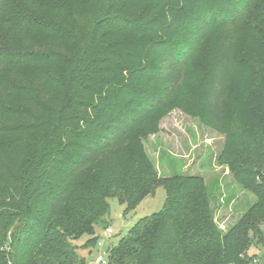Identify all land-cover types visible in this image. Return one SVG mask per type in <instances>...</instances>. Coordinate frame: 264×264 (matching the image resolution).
Segmentation results:
<instances>
[{
	"label": "trees",
	"instance_id": "16d2710c",
	"mask_svg": "<svg viewBox=\"0 0 264 264\" xmlns=\"http://www.w3.org/2000/svg\"><path fill=\"white\" fill-rule=\"evenodd\" d=\"M206 54L198 104L195 58ZM172 101L224 136L255 197L222 230L203 176H163L143 140ZM162 208L106 264H264V0H0V264H84L109 200Z\"/></svg>",
	"mask_w": 264,
	"mask_h": 264
},
{
	"label": "rangeland",
	"instance_id": "374dc122",
	"mask_svg": "<svg viewBox=\"0 0 264 264\" xmlns=\"http://www.w3.org/2000/svg\"><path fill=\"white\" fill-rule=\"evenodd\" d=\"M205 62L204 51L195 58L189 69L195 85L190 88L193 94L188 97V104H198L199 87L206 72ZM156 124V131L148 134L143 145L158 173L163 176L175 173L203 176L213 194L215 220L222 230L228 229L255 202V197L237 185L226 166L217 163L224 136L203 125L197 116L185 111L178 101H172L159 113ZM164 201L165 191L161 186L127 213L123 212L124 206L116 198H111L108 227L112 233L107 234L104 228L97 227L96 234L102 245H95L90 251L82 248L85 237L76 241L84 264H98L95 262L98 255L106 258L105 251L109 246L126 236L138 219L159 211ZM262 253V245L253 244L248 250L249 255Z\"/></svg>",
	"mask_w": 264,
	"mask_h": 264
},
{
	"label": "built area",
	"instance_id": "2783aa9c",
	"mask_svg": "<svg viewBox=\"0 0 264 264\" xmlns=\"http://www.w3.org/2000/svg\"><path fill=\"white\" fill-rule=\"evenodd\" d=\"M105 231H106L107 234L112 233V230H111L110 227H107L105 229ZM101 245H102L101 241H98V246H101ZM95 262L98 263V264H106L107 263L106 258H104L103 255H98L96 257V259H95ZM262 262L263 261L260 258L255 257V258L252 259L251 264H262Z\"/></svg>",
	"mask_w": 264,
	"mask_h": 264
},
{
	"label": "water",
	"instance_id": "95a60500",
	"mask_svg": "<svg viewBox=\"0 0 264 264\" xmlns=\"http://www.w3.org/2000/svg\"><path fill=\"white\" fill-rule=\"evenodd\" d=\"M109 248L106 249V252L108 251Z\"/></svg>",
	"mask_w": 264,
	"mask_h": 264
}]
</instances>
